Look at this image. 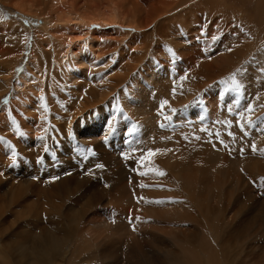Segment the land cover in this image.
Returning <instances> with one entry per match:
<instances>
[{
    "label": "rangeland",
    "instance_id": "1",
    "mask_svg": "<svg viewBox=\"0 0 264 264\" xmlns=\"http://www.w3.org/2000/svg\"><path fill=\"white\" fill-rule=\"evenodd\" d=\"M216 1L218 4H208L205 9L211 17L208 24L206 20L200 19L201 23L184 27L179 22L181 19H175L182 14L181 8L185 6L192 13L197 11L200 14L203 2ZM257 1L264 3V0H254L251 3L249 0H236L233 3L237 10L245 14V10L248 13L254 12ZM225 2L185 0L180 8L182 0H0V157L8 154L7 148L12 146L14 150L16 141L20 143V139L29 136V133L34 139L42 131L40 135L45 139L50 138L48 141L51 137L58 141L69 120L84 126L93 113L94 116L107 119L108 124L113 126L112 134L118 139H115L117 142L113 149L118 153H112L111 156H122L116 161L115 168L109 169V172L118 175L114 180L115 184L118 183L127 192L119 193L122 194L124 203L118 197L110 203L106 204L104 201L95 207L98 212H95L96 209L88 210L77 225V230L74 225L79 215L78 211L74 212L76 220L71 228L64 221L67 236L60 242L61 245L63 243L61 247L67 248L65 251L60 247V251L66 252V256H57L54 264H264V69L260 68L264 64L263 60L251 63L252 53H243L248 49L250 38L241 40L245 31L239 26L245 25L243 21L246 20L239 17L237 12L232 14L235 8L229 7L233 3L226 2L229 7H225ZM220 7L225 8L224 11ZM214 8L219 9L216 15ZM171 9L175 10L167 13ZM189 11H186V15ZM182 19L185 20L186 17ZM259 22H253L250 30ZM86 30L91 31L93 47L90 50L93 55L86 61H82V56L77 57L71 63V73H67L66 68L58 66L54 61L56 58V62L59 61L65 54L67 42H73L72 39L75 38L77 41ZM152 32L161 35L162 42L157 41L158 35L155 37ZM186 32L192 37L190 41L182 39V34L185 35ZM236 38L240 41L235 42ZM176 39H180L178 46L174 45ZM201 43L209 48L212 46L210 49L215 48L218 52H199L202 50ZM185 48L186 52L181 53ZM72 49L76 52L75 46ZM204 54L209 59L205 57L203 61ZM184 59L187 62L182 71L181 65L186 61ZM247 62L254 65L250 67ZM153 65L159 66L163 71L171 68L173 73L167 78L168 84L161 81L160 85H152L148 91L143 92L139 81H144L143 77ZM230 67L233 69L227 72ZM190 69L191 77L187 73ZM41 71L44 74L40 79L42 82L34 79L41 78ZM242 71L251 82L244 84L239 81ZM203 77L212 79L209 81L206 78L210 82L208 83ZM184 87L187 90L184 94H179V99L188 101L183 104L174 100L173 104L177 105L172 115L168 116L175 123L171 121L172 125L169 127L167 115L159 117L157 120L160 122L157 123L156 119L151 118L155 109L151 110L146 117L151 122L152 132L148 131L146 135L141 131L138 138L140 140L137 139V144L133 147V137L139 136L136 123L141 119L128 118L137 113V105L152 109L158 96L159 102L167 101L168 104V92ZM135 98L143 100L142 104ZM209 100L218 105L210 106L215 112L212 116L207 111L200 113L204 123L193 122L185 116L182 120L178 118V112H186L190 105L206 108ZM249 104L253 106L252 113L246 111ZM109 111L112 112L113 119ZM50 112L58 117L51 118V121L55 122L59 131H55L53 125H48L46 132L43 130L42 122L46 118L50 120ZM162 113H165L164 110ZM50 129L53 130L50 132ZM153 142L159 145L154 146ZM151 144L152 151L147 152ZM252 144L257 146L255 153L251 150ZM150 152L153 155L149 156ZM83 153L89 154V157L91 155L89 152ZM24 156L27 159L25 163L22 158H16L21 163L16 162L14 165L10 161L7 163L5 156L1 157L0 165L21 172L25 164H29L28 168L32 170L37 166L44 169L38 160L41 156L40 149L37 151L32 147L30 153L22 154L23 158ZM87 159L85 158L86 162ZM75 166L78 173L84 167L90 172L88 177H83L76 183L74 189L78 190L77 194L89 192L95 195L98 188H102L100 186H106L103 180L97 181L100 175H96L88 164L85 166L76 161ZM50 168L49 162L48 171ZM47 173L38 175L39 178L33 177L28 184L31 185L35 199L38 196V189L35 188L50 181L49 178L46 181L42 179ZM9 176L10 174L4 175ZM15 182L18 183V179L12 180V183ZM187 182L192 185L191 189L189 185L186 186ZM2 192L3 188L0 189V194ZM30 195H25V198L30 199ZM9 196L8 192L7 198ZM26 199L19 200L20 207H9L10 212L16 214L24 210L22 213L26 215ZM167 199L181 203L187 211L180 208L177 214L168 212L169 209L165 206ZM43 203L46 206V202ZM31 204L35 206L36 203ZM0 206H4L1 199ZM106 208L112 211L111 215L103 216L99 220H107L109 228L96 232L99 235H89L86 229L88 221L102 216L99 214ZM10 209H4L0 215L4 232H9L8 227L15 220L8 212ZM36 210L34 207L33 211ZM117 210H125L127 213L120 216ZM41 217L39 215L40 222L44 219ZM118 217L122 220L123 231L115 234L113 221ZM134 220H140L142 225L138 227ZM43 222L51 237L62 238L61 231L52 228V221ZM35 224L31 227V234L36 241L43 234V230L39 232ZM3 237L7 238L8 234L5 233ZM136 246L137 250L134 249ZM0 249L3 252L7 247L2 244Z\"/></svg>",
    "mask_w": 264,
    "mask_h": 264
},
{
    "label": "bare ground",
    "instance_id": "2",
    "mask_svg": "<svg viewBox=\"0 0 264 264\" xmlns=\"http://www.w3.org/2000/svg\"><path fill=\"white\" fill-rule=\"evenodd\" d=\"M184 1L185 0H182V3L181 4L179 3L180 4V6H179L180 8L183 5ZM225 1L230 4V3H233V1H236V0H225ZM252 1H254V0H249L250 3ZM226 2L223 5H225V7H229V6L226 5ZM208 4H212V5L214 4L215 5V4H218V2L217 1H216V3H206V2H203L201 4V6L203 8L201 7L202 10L200 11V14L197 11H195V12L192 13L191 11L187 10L188 7L185 6L184 8H181L182 9V11H181L182 14L179 15V13H180L179 12L178 13L179 16L176 15L178 17L175 18V16H174V18L176 20L177 19H181V21H179V22H180V24L184 25V27L185 26H190L193 23H201L200 22V19H202L203 21L206 20V24H208V22H210V18H211V17H209L210 13L208 12L209 14H207V12L205 11V9L208 8ZM254 4H255V2H254ZM220 8H222V7H220ZM230 8L231 9L235 8L232 11V14H235L237 12V15L239 17H242V18L244 17V19L246 20V21H243V19H242V21L245 22L246 24L243 25V26H239V28L241 30H244L245 31V35L242 37L241 40L244 41L248 37L250 38V44L247 45L248 49L245 50V51H243V53H246L247 55H248V53H252V55H251L252 56L251 63L252 62L254 63V61H257V60H263V63L262 64H264V45H263L264 44V28H263L264 26L262 27V25L264 24V22H263V20H264V3L260 2V1L259 2L257 1L256 4H255V6H254V8H253V10H254L253 13H248L247 10H245V14L242 13L240 10H237L236 9L237 7H235V3L231 4V6L229 7V9ZM223 9H225V8H222V10ZM173 10H175V9H171L167 13H170ZM218 10L219 9L214 8V15L217 14ZM186 11H189V14L187 13L188 15H186ZM171 16H173V15H171ZM182 17H186V19L183 20L184 18L182 19ZM253 22H259V23H257V25H256V27L254 29H251L250 30L251 25L253 24ZM180 24H178V25H180ZM78 26H80V25H78ZM83 26L84 25L82 23V26L81 27H83ZM217 30L218 29H216V31ZM186 31H188V30H186ZM82 33H83V35L81 34L79 36V39H77V41H76V38H75V39H72L73 42H71V41L67 42V44L65 45V50H66L65 51V54L62 57L59 58V61L56 62L57 58L54 61V63L57 64L58 66H60L62 68H66L67 69V73H71V71H72V67H71L72 65H71V63L74 62V60L77 57L82 56V61H86L89 57H92V55H93L91 53V50H90V47H93V41H92L93 39L90 36L91 35V31L90 30H86L85 32H82ZM152 34H154L155 37L158 35V37L156 38L157 41L159 40L160 42H162L161 35L156 34L154 32H152ZM187 34H188L187 32L185 33V35L182 34V36H183L182 39L190 41V39H192V37H191V35L189 36ZM176 37H177V35H176ZM240 38H241V36H240ZM152 41H153V39H152ZM178 41H180V39H176V43L175 44L172 43V44H174L175 46H178ZM239 41H240V39H237V38L235 39V42H239ZM166 43H167V41H166ZM169 43H171V42H169ZM161 45H162V43H160L159 46H161ZM74 46L76 47V52H74L73 49H72V48H74ZM181 47H183V46H181ZM200 47L202 48V50L199 51L201 53H205V54L207 53L208 54V53H217L218 52L215 48L210 49V48H212V46L209 48L205 44L204 45L202 44V46H200ZM162 49H165V48H162ZM162 49H159L160 52L162 51ZM176 49H177V51L179 50L178 48H176ZM183 50L184 51L181 52V53H185L186 52V48L183 49ZM157 52H159V51H157ZM205 54L203 55L204 57H202V59L205 58V57H207ZM199 55H200V53H199ZM207 58H206L205 61H207ZM184 60H186V59H184ZM171 61L173 62V60H171ZM203 61H204V59H203ZM186 62H187V60L186 61H183L182 65H181V70L182 71H183V69H185L184 67L186 66ZM170 64H168V65L170 66ZM168 65L166 67H168ZM248 65H249V63H248ZM250 65H254V64H250ZM261 65H259V66H261ZM35 66H36V64H35ZM158 67L159 66H155V65L150 66V70L147 72V75H145L146 73L143 74V75H145L143 77L144 81H142V79L139 81V85L141 86L143 92L145 90L148 91L149 88L152 87V85H160L161 81H166L167 84H168L169 80L167 78L169 77L170 74L173 73L171 71V68H169L168 71H163L161 68H158ZM231 68L232 67L228 68L226 71L227 72H230L233 69V68L232 69ZM260 68L264 69V66L262 65ZM260 68H257V70H259ZM37 69H38V67H37ZM191 72H192V69H190V72L189 71L187 72L188 75H190ZM213 73H214V70H213ZM240 74L241 75L239 76V78H240L239 81L241 83H244V84L249 83L248 81H250V79H249V77H247V75H245L246 73H244V71H242ZM42 76H44V74L41 71V76H40L41 78H34V79H38V81H39L40 79H42ZM248 76H250V74ZM24 77L25 76L23 75L22 76V79H24ZM182 77H183V75H182ZM190 77H191V75H190ZM260 77L262 78L263 76L261 75ZM206 78L209 81L212 79L211 77H206ZM206 78H204L205 79L204 81H207L208 82V80ZM250 78H251V76H250ZM175 79H177V78H175ZM19 81H21V77H20V80ZM40 81L42 82L43 80H40ZM137 82H138V80H137ZM208 83H210V82H208ZM262 83L264 84V82H262ZM177 87H178V85H177ZM184 88H186V89L183 90ZM184 88L183 89L181 88L180 90L179 89L178 90L177 89H171L168 92L169 95H170L169 96V99L170 100L168 99L169 102H168V104L163 109H161V102H159V100H160L159 96L156 97V98L154 97L155 98V100L153 102L154 108H152V109H147V108L145 109V108L140 107L141 105L140 106L137 105V107L135 108V110H137V113H134L132 116L130 115V117L128 118L129 120L132 119V118H135V119H139L140 118L141 119L140 122L136 123V126H137V128L139 130V133H138L139 136H134L133 137V144H132L133 147H134L135 144H137V139L140 137L141 131H144L146 133V135L148 134V131L152 132L151 131V128H150L151 122L146 117L147 114L149 112H151V110L153 111V109H155L154 115L151 118L152 119H156L157 123L160 122L157 119L159 117H163L164 115H167V120L166 121H167L169 127H170V125H172V122L175 123V120L174 119L173 120H169L168 116L172 115V113L175 110V105H177L176 103L173 104V101L174 100H179V103H183V102L188 101L187 99H186V101L183 100V99H179V94H181V93L184 94L185 91L187 90V87H184ZM235 89H237V88H235ZM215 91H217V90H215ZM247 94L248 93H245V95H247ZM252 96H254V95H252ZM263 96H264V94H263ZM190 97H191V94H190ZM211 98H213V97H211ZM189 99H191V98H189ZM135 100L139 101L140 103L143 102V100L138 99V98H135ZM150 100H152V99H150ZM255 101H256V99H255ZM105 105L106 104H104V106ZM212 105H218V104L216 102L212 101V100L211 101L209 100V101H207L206 108H204V109L201 106L195 107V106H191L190 105V108L186 112L180 113V112L176 111V113L178 112L177 116H178V118H181V120L185 116L187 119H190L193 122L194 121H197V122H199V123L202 124V123L205 122V120L202 119V118H200V117H202L200 113H204V112L207 111L208 115H211L212 116L215 113L214 110H212L211 107H210ZM218 107H217V109H219ZM162 110H164V112H165L164 114L162 113ZM160 111H161V113H159ZM256 111H258V110H256ZM256 111H255V113H257ZM121 112H123V111H121ZM216 112H218V111H216ZM50 114H51L50 115V118H49L50 120L48 121V119L46 118V120H44L42 122L43 130L44 131L45 130H48V125H53L54 130L57 131L58 127H57V125H55V122H52L51 121V118H53V117L58 118V117L55 114H52L51 112H50ZM89 115H88V117H89ZM109 115L112 118V112L109 111ZM251 115H253V114H251ZM93 116H94V113L92 114V116H90L89 120L87 119L88 122L84 126H80L78 122H70V120H69L68 126H67L65 132L63 130L64 133H62L63 135L61 136V139L60 140L58 139V141H57V138L54 139L52 137H51V140L48 141L47 139H50V138L45 139L43 136L40 135V134H42V131H40V134L36 138H34V139L31 138V133H29V136H25L23 139H20L21 140L20 143L17 142L18 140L16 141V139H13L12 138L13 140L16 141V144H17L16 146H14L15 147L14 151H15L16 156H17L16 158H22L23 161H24V163H25V161L27 159H26L25 156H24L25 158H23L22 157V154H24V153L25 154L26 153H30L32 147L35 150H37V151L40 149V155L41 156H39V159L38 160L40 161L41 165L44 166V169H43V167H38L37 166V168H35V169L32 170V169H29L28 168V165L29 164H27V165L25 164V167L22 168V172H21L20 170L17 171L15 169H11V168H4V166H1L0 165V189L2 190V188H3V192H2V194H0V199L4 203V206H0V215L3 214L4 209L7 211V209H10L9 207H11V206L20 207V204H18L19 200H21V199L22 200H25L26 199L25 198V195L31 194L30 195L31 196L30 199H26V200H28L27 201L28 204L26 205L27 206V210H25L26 215H24V213H22V212H24V210L21 211V212H19V213H22V215L20 217H18V214L19 213L14 214L15 212H10L11 209L8 211V212H10V214L13 217H15V220L12 219L14 222L11 220L12 223L9 225V227L7 226L9 232H6V231L4 232V230H3L2 226H1V224L3 223V220H2V222L0 221V244H1L0 247H2V244L3 245H6V247H7V250L6 251H3V250H2L3 252L0 251V256L2 257V259H0V264H54L55 259L58 258L57 256H60L62 258L66 256V252L60 251V247L63 245V243L61 245L60 242L63 241V240H65V237L67 236V234H66L67 231L64 228V223H65L64 221H67V223L69 224V228H71L73 226V221L76 220V217H75L76 214L74 212L78 211V215H79V217L75 221V225H74V228H76V230H77L79 228V226H77V225H79L81 223L82 218L86 215V213L89 212L92 209H96L95 212H98V209L95 208V207L99 206L104 201L107 204V203H110V201L112 199L119 197V199L120 198L122 199V200L120 199V201L121 202L123 201V203H124V199L121 196L122 194L120 195L119 193L127 194V192H126L125 188H121L118 183L115 184L114 180L116 179V177L118 175H116V173H114V172H109V169L113 168L116 165L115 163L119 159V157H122V156H119V157H112L111 156L112 153H116L117 152L116 149H113V145L116 144V142L118 141V139H116L115 138V135L112 134L113 133L112 132V127L113 126L110 125V124H108L107 119H103V117H100V116H94V117ZM247 117H249V116H247ZM250 119H248V120H250ZM117 121H118V119H117ZM119 126H121V125H119ZM147 126L149 128H146ZM171 127H173V126H171ZM180 127H181V125L178 126L177 128H180ZM35 129H37V127ZM120 129L125 130L124 128H120ZM51 130H53V129H50V132H51ZM156 130H157V128H156ZM58 131H59V129H58ZM59 133H61V132H59ZM34 134H36V130L34 131ZM56 135H57V133L55 134V136ZM146 135H145V137H147ZM32 140L35 141V144H34V142ZM138 140H140V139H138ZM98 141L100 143L102 142L104 145H102V143L101 144H98L97 143ZM210 143L212 145V142H210ZM155 144L157 145L158 143H154L153 142V145L154 146H155ZM223 145H224V143H223ZM104 146H108V147L107 148H104ZM150 146H151V148H149L147 150V152H149L153 148L152 144ZM110 147H112V148H110ZM119 147L120 146H118V150H119ZM45 148H47V152L46 153H45ZM80 148H82V149L85 150V151H83L81 149L83 152H86V153L89 152L91 154L90 157H89V154H84L80 150ZM212 149H213V147H212ZM6 152L8 154H5L4 156H5V158L8 161L7 163H9V161L12 162V160H10V157H12V154H13V147L11 146V147L7 148L6 149ZM4 156L2 157V155H1L2 158H4ZM85 158L86 159L88 158L87 159V162L85 161ZM47 160H49V162L51 163L50 170H52V172L50 170L48 171L49 162L47 163ZM156 160H158V159L156 158ZM32 161H34V159ZM76 161H79V162L83 163L85 166H86V164H88L89 167L93 168L92 170L95 171V174L96 175H100V177L99 176L97 177V181L100 182V180L101 181L103 180L105 182L104 185H106V186L105 187L104 186H100L102 188H98L97 193L95 195L90 194L89 192H85V193H83L81 195H80V193L77 194V191L78 190H75L74 189L75 185H77L76 183H78L81 178L88 177L90 175L89 174L90 172L88 173L86 171V167H84V170H82V171H80V173H78V171L76 169V166H75L76 165ZM16 162L17 163L18 162L21 163V160H17ZM29 162H30V160H28L27 163H29ZM53 163H55V164H53ZM97 165H102V167H97ZM174 167H176V166L174 165ZM174 167H171V168H174ZM146 168L144 170H146ZM149 168L153 169L150 166H149ZM30 170H32V173L31 174H30ZM47 171H48L49 174L47 173ZM146 172H147V170H146ZM46 173H47V175H45L42 179L44 181H46V180H48L46 178H49L50 181L43 182L44 184L43 183L42 184H39L40 185L39 188H37V187L35 188V189H38V192H37L38 196H37V199H35L34 196L32 195L33 191H32V189L30 187L31 185L28 186V184L30 183V181H32L33 177H38L39 178L38 175L46 174ZM5 174L6 175L10 174V176L9 177H4ZM13 179H18V183H16V182L15 183H12V180ZM98 182H96V184ZM73 183H75V184H73ZM184 183L186 184V182H184ZM188 185H189V183L187 182V185L186 186H188ZM191 186H190V189L192 188ZM28 187H30V188H28ZM93 187H94V185H93ZM97 187H98V184H97ZM8 192L10 193V196L7 198ZM33 198H34V200H33ZM42 201L43 202H46V206H45V204ZM79 201H81V203H79ZM31 202H35L36 203L35 206L32 205ZM66 202H68V203H66ZM167 202L168 203L165 206L168 207V209H169L168 212H171V213L172 212H175L177 214L178 213L177 210L180 209V208H182V210H186V208H184L181 205V203L179 204L175 200L174 201L173 200L171 201L169 199ZM78 203H79V205H78ZM186 203L188 204L189 202L186 201ZM64 204H66L67 206L64 207ZM159 206L160 205L158 203L157 204V207H159ZM34 207H36L37 213H35L36 211L35 212L33 211V208ZM12 209H14V208H12ZM31 211H33V212L31 213ZM39 211H41V212H39ZM111 212L112 211H110V210L108 211V209L106 208L105 210H103L102 212H100L99 215H102V216L97 215V216H99V218H95V219H93L91 221H88V224H87V228L86 229L88 230L89 235L95 234L96 232H99V231L102 232V230L104 228H109V223H108L107 220L101 221L99 219L101 217H103V216L105 217L108 214L111 215L110 214ZM117 212H118L117 214H120V216H123L126 211L125 210H121V211L117 210ZM168 212H166V213H168ZM33 213L35 214L34 216L32 215ZM39 215L42 216V217H44V219H42V217H41L42 222L39 221L40 220L39 219ZM173 216H175V215L173 214ZM181 216H183V215L181 214ZM55 219H57V220H55ZM43 220L49 221V222L52 221V223H51L52 228L53 229L60 230L61 231L62 238H60L59 236L51 237V234H50L47 226L45 225V222H43ZM172 220L173 219H171V221ZM134 221H135L136 224H138V227L142 225V222L140 220H137V221L134 220ZM35 223H38V224H35ZM70 223H72V224H70ZM34 224L39 229V232H40V230H43V234L40 235L37 238L36 241L33 239L32 234H31V227ZM113 224L115 225V227H114L115 234H118L119 232H122L123 231L122 230V226H121L122 225V220H119V217L116 218V219H114ZM135 226H137V225H135ZM130 227H131V225H130ZM138 227H137V230H138ZM5 233L8 234V237L7 238L6 237H3L5 235ZM96 234L99 235V233H96ZM86 237H87V235H86ZM219 246H220V244H219ZM61 248H63V247H61ZM137 248H138L137 246H136V248L134 247L135 250H137ZM220 248H223V247H220ZM63 249H65V247ZM66 250H67V248L65 249V251ZM97 251H98V249H97ZM181 261L182 260H180V262ZM204 263H206V262H204ZM201 264H202V262H201Z\"/></svg>",
    "mask_w": 264,
    "mask_h": 264
},
{
    "label": "snow or ice",
    "instance_id": "3",
    "mask_svg": "<svg viewBox=\"0 0 264 264\" xmlns=\"http://www.w3.org/2000/svg\"><path fill=\"white\" fill-rule=\"evenodd\" d=\"M233 83H235V79H233ZM4 103L6 104L7 100H5ZM166 105H167V101H162L161 102V109H163ZM229 111H230V109H229ZM246 111L248 113H252L254 111L253 106L251 104L247 105ZM166 119H167V117H166ZM249 123H250V121H249ZM201 131H204V129H201ZM129 134H132V133H129ZM229 135H231V134H229ZM0 139H2V138H0ZM197 139H199V138L197 137ZM221 144H223L222 141H221ZM251 150H252L253 153H255L257 151V146L255 144H252L251 145ZM240 151H241V153H243V148H241ZM45 152H47V148H45ZM151 155H153L152 152L149 153V156H151ZM12 162H13V164H15V162H16V153H15L14 150H13V154H12ZM97 167H102V165H97ZM159 174L160 175H164V173H159Z\"/></svg>",
    "mask_w": 264,
    "mask_h": 264
}]
</instances>
